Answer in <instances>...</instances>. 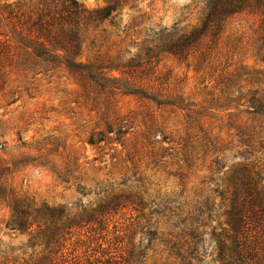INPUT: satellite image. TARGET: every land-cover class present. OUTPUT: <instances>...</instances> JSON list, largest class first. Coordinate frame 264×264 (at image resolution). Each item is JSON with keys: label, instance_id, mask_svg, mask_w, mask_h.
<instances>
[{"label": "rangeland", "instance_id": "rangeland-1", "mask_svg": "<svg viewBox=\"0 0 264 264\" xmlns=\"http://www.w3.org/2000/svg\"><path fill=\"white\" fill-rule=\"evenodd\" d=\"M78 1L89 10L108 2ZM205 7V0L125 2L114 24L105 21L89 29L82 54L73 60L83 66L97 54L114 55L152 39L155 32L191 28L200 22ZM259 24L260 16L251 12L234 15L217 42H204L187 60L165 53L150 74L127 77L129 89H142L179 106L160 105L122 88L113 95L118 115L105 114L107 94L91 79L84 80L86 89L81 77L69 70L64 52L47 62L18 49L0 63V166L9 167L10 183L25 195L76 213L79 205L95 208L107 200L100 187L120 194L136 193V187L144 185L154 198L180 199L184 191L193 198L217 184L227 186L228 166L256 160L264 165V115L246 103L257 89L264 94ZM11 29L0 12V34H10ZM93 40L96 47L91 46ZM115 75L122 78L119 72ZM97 131L106 132V137ZM100 138L104 140L90 144ZM186 151L193 156L191 167L183 160ZM247 153L250 161L242 158ZM217 158L226 166L220 174L211 170ZM123 181L127 186L120 185ZM80 186L87 187V194ZM123 212L127 214H114L111 231L137 215L131 209ZM166 215L158 219L164 223ZM9 217V208L0 205V247L10 251L8 258L31 264L50 253L43 244L28 248V234L5 227ZM213 218L224 223V209ZM140 239L137 232L126 241L137 245ZM164 248L150 251L146 264L170 263Z\"/></svg>", "mask_w": 264, "mask_h": 264}, {"label": "trees", "instance_id": "trees-1", "mask_svg": "<svg viewBox=\"0 0 264 264\" xmlns=\"http://www.w3.org/2000/svg\"><path fill=\"white\" fill-rule=\"evenodd\" d=\"M107 1L103 8L89 10L78 0H0V12L12 28L10 34H0L5 38H0V63L14 57L18 49L47 62L64 52L72 73L78 74L83 83L91 79L107 94L105 114L118 115L113 95L124 91L122 88L127 90L125 93L142 95L160 105L179 106L171 101L161 102L142 89H129L131 82L127 77L150 74L154 63L160 62L165 53L187 60L204 42H217L234 15L248 11L260 16L258 40L264 47V0H205L203 16L195 26L155 32L152 39L136 42L114 55L110 51L97 54L94 62L82 66L73 59L82 54L89 29L105 21L114 24L117 10L130 0ZM96 43L93 40L91 46L96 47ZM260 59L264 62V54ZM123 81L128 84L126 87L121 84ZM83 86L88 87L85 83ZM262 91L257 89L246 103L255 113L264 115ZM96 134L106 137L104 131ZM103 140L91 139L90 144ZM250 154L243 155V160L250 161ZM192 159V153L186 151L183 160L188 167L192 166ZM214 163V173L220 174L226 168L219 158ZM8 172L9 167L0 166V205L10 210L5 227L28 234V248L34 250L43 244L50 249L49 254L31 264H146L149 252L160 245L168 253V264H264V165L258 160L228 166L224 172L228 185L217 184L206 195L189 198L184 191L180 199L176 195L154 198L144 185L137 186L136 193L120 194L100 187L102 194H108L107 200L95 208L79 205L76 213L65 205H51L17 191ZM79 188L83 195L87 194V187ZM219 208L224 209L222 224L213 218ZM124 209L137 215L111 231L114 214L126 215ZM167 213L170 216L162 223L160 219L168 217ZM137 232L141 233L139 244L126 241ZM111 234L114 236L110 237ZM9 253L0 249V264H16L15 259L8 258Z\"/></svg>", "mask_w": 264, "mask_h": 264}]
</instances>
